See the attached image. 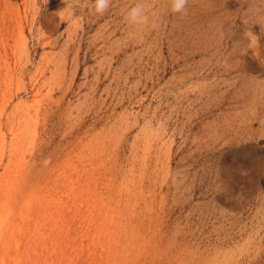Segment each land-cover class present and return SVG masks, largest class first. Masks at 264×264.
Listing matches in <instances>:
<instances>
[{
	"label": "rangeland",
	"instance_id": "374dc122",
	"mask_svg": "<svg viewBox=\"0 0 264 264\" xmlns=\"http://www.w3.org/2000/svg\"><path fill=\"white\" fill-rule=\"evenodd\" d=\"M93 9L0 0V264H264V0Z\"/></svg>",
	"mask_w": 264,
	"mask_h": 264
},
{
	"label": "clouds",
	"instance_id": "9594fccd",
	"mask_svg": "<svg viewBox=\"0 0 264 264\" xmlns=\"http://www.w3.org/2000/svg\"><path fill=\"white\" fill-rule=\"evenodd\" d=\"M111 2L112 0H94V12L98 15L105 14L110 8ZM168 2L170 13L187 14L189 0H168ZM125 19L132 26H144L150 23V17L140 3H137L127 10Z\"/></svg>",
	"mask_w": 264,
	"mask_h": 264
}]
</instances>
